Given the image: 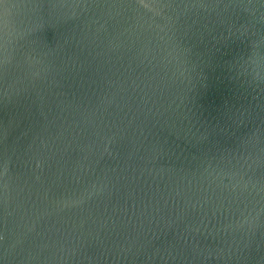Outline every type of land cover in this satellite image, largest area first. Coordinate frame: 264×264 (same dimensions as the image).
Listing matches in <instances>:
<instances>
[{"label": "water", "instance_id": "95a60500", "mask_svg": "<svg viewBox=\"0 0 264 264\" xmlns=\"http://www.w3.org/2000/svg\"><path fill=\"white\" fill-rule=\"evenodd\" d=\"M0 264H264V0H0Z\"/></svg>", "mask_w": 264, "mask_h": 264}]
</instances>
